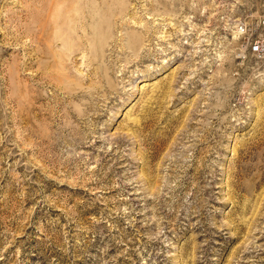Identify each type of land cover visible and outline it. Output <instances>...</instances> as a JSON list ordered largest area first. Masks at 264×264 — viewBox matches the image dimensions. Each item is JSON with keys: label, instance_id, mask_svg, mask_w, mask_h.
<instances>
[{"label": "rangeland", "instance_id": "1", "mask_svg": "<svg viewBox=\"0 0 264 264\" xmlns=\"http://www.w3.org/2000/svg\"><path fill=\"white\" fill-rule=\"evenodd\" d=\"M257 2L0 0V264H264Z\"/></svg>", "mask_w": 264, "mask_h": 264}, {"label": "built area", "instance_id": "2", "mask_svg": "<svg viewBox=\"0 0 264 264\" xmlns=\"http://www.w3.org/2000/svg\"><path fill=\"white\" fill-rule=\"evenodd\" d=\"M256 9L252 19L237 18L233 26L249 56L261 62L264 61V0H258Z\"/></svg>", "mask_w": 264, "mask_h": 264}, {"label": "bare ground", "instance_id": "3", "mask_svg": "<svg viewBox=\"0 0 264 264\" xmlns=\"http://www.w3.org/2000/svg\"><path fill=\"white\" fill-rule=\"evenodd\" d=\"M80 23V22H79ZM79 26V25H78ZM87 32V31H86Z\"/></svg>", "mask_w": 264, "mask_h": 264}]
</instances>
